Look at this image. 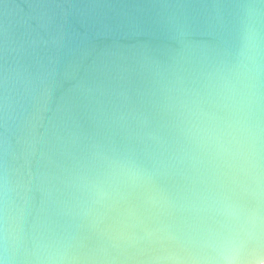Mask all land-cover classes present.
Instances as JSON below:
<instances>
[{"label":"water","instance_id":"1","mask_svg":"<svg viewBox=\"0 0 264 264\" xmlns=\"http://www.w3.org/2000/svg\"><path fill=\"white\" fill-rule=\"evenodd\" d=\"M245 3L264 9L259 0H0V174L6 162L25 185L24 248L43 232L70 244L73 264H147L157 249L118 235L131 231L130 212L138 233L152 226L148 190L118 181L115 164L156 166ZM53 176L82 188L54 192ZM54 201L72 207L53 215ZM237 230L255 247L247 225Z\"/></svg>","mask_w":264,"mask_h":264},{"label":"clouds","instance_id":"2","mask_svg":"<svg viewBox=\"0 0 264 264\" xmlns=\"http://www.w3.org/2000/svg\"><path fill=\"white\" fill-rule=\"evenodd\" d=\"M161 148L153 169L128 160L115 164L118 181L148 190L144 209L153 221L140 234L136 229L142 221L130 212L123 223L131 231L118 239L156 248L147 264H264V9L240 5L222 52L202 71L194 108L177 113L175 138ZM58 183L72 194L82 188L75 178L61 182L53 176L54 192ZM24 187L5 162L0 264H73L70 244L49 243L43 232L30 251L24 248ZM93 192L104 195L99 188ZM120 195L113 190V198ZM70 207L71 201H54L51 213ZM240 224L247 225L255 247L245 249Z\"/></svg>","mask_w":264,"mask_h":264}]
</instances>
